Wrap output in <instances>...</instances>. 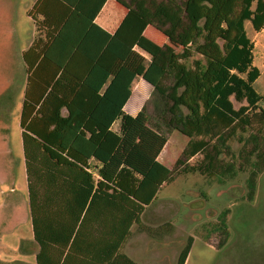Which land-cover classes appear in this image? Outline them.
<instances>
[{
    "label": "trees",
    "instance_id": "1",
    "mask_svg": "<svg viewBox=\"0 0 264 264\" xmlns=\"http://www.w3.org/2000/svg\"><path fill=\"white\" fill-rule=\"evenodd\" d=\"M116 1L127 11L112 34L74 0H34L28 11L36 34L22 52L19 125L36 264H139L122 248L134 225L144 228L159 189L180 168L204 170L190 159L220 137L246 133L244 114L263 98L253 87L259 70L245 21L263 28L264 0H164L191 21L176 60L144 34L141 0ZM138 78L152 87L154 110L143 105L132 116L123 107ZM232 97L246 105L235 107ZM174 130L187 142L169 168L157 158ZM226 217L221 210L213 227L220 246L230 236Z\"/></svg>",
    "mask_w": 264,
    "mask_h": 264
},
{
    "label": "rangeland",
    "instance_id": "2",
    "mask_svg": "<svg viewBox=\"0 0 264 264\" xmlns=\"http://www.w3.org/2000/svg\"><path fill=\"white\" fill-rule=\"evenodd\" d=\"M102 1L74 0V5L103 19L109 5L100 9ZM173 1L180 5L182 0ZM33 2L0 0V54L10 60L7 74L12 81L0 96V264H36L37 244L31 227L19 125L25 86L22 52L36 34L34 21L28 16ZM110 2L114 3L117 23L126 10L114 0ZM141 2L149 11L145 35L161 46L164 59L176 60L179 51L189 45L191 21L183 11L175 14L164 0ZM245 29L253 42L254 63L262 69L264 26L256 31L250 21H245ZM219 48L223 50L221 44ZM136 80L132 100L153 113L152 87L142 79ZM254 85L263 98L244 114L241 127L248 131L238 132L227 142L223 137L211 142L190 161L204 170L184 172L180 168L172 182L163 184L144 211V228L134 225L122 248L132 260L139 264H176L191 238L184 264H264V133L258 140H248L250 133L264 128V79ZM232 101L235 107L246 105V101L238 102L233 97ZM113 127H117L116 122ZM186 141L185 135L171 132L160 161L172 168ZM254 145L256 151L249 156L247 152ZM221 210L227 214L230 231L223 246L219 245L220 235L213 230Z\"/></svg>",
    "mask_w": 264,
    "mask_h": 264
},
{
    "label": "crops",
    "instance_id": "3",
    "mask_svg": "<svg viewBox=\"0 0 264 264\" xmlns=\"http://www.w3.org/2000/svg\"><path fill=\"white\" fill-rule=\"evenodd\" d=\"M114 2L116 4H118L119 6H122L123 8H125V10L127 11L126 7H124L123 5H121L120 3H118L116 0H114ZM113 4L114 3H111L110 0H103L102 3H101V6H100V9H102L104 6H107L109 5V11L108 13L106 14L105 18H99V16L97 14H88L91 18H93V20L99 24L102 28H104L105 30H107L109 33H113L114 30L117 28L118 24L120 23V21L122 20V18L124 17L125 14H123V16H121V18L118 20L117 23L114 22L115 18L116 17V11H114L113 9ZM117 10V9H116ZM118 11V10H117ZM99 18V19H98ZM145 31V30H144ZM145 34V33H144ZM31 44V43H30ZM4 55L3 54H0V96H2V93L4 89H7L8 87H10V84H11V80H10V76L7 74L8 72V69H7V66L10 65V60H7L5 57H3ZM264 59V57H263ZM262 65H263V68L260 69V67L258 65H256L254 63V60H253V65L259 70V75L258 77L253 81V85L255 83H257L260 79H264V63H263V60L261 61ZM25 66V64H24ZM5 67V68H3ZM142 78H138V80H140ZM143 80V79H142ZM137 81V80H136ZM144 81V80H143ZM25 83V81H24ZM148 84V83H147ZM149 85V84H148ZM255 86V85H254ZM253 86V87H254ZM8 90V89H7ZM6 90V91H7ZM257 92V91H256ZM132 93H133V90H132ZM7 94V93H6ZM5 94V95H6ZM4 95V94H3ZM132 95V94H131ZM131 97V96H130ZM130 99V98H129ZM129 99L127 100V102L125 103L123 109L125 112L131 114L132 116H135L139 110L141 109L140 108V104H139V101H136V100H132L131 104L130 105H127ZM1 121V120H0ZM117 123V127L114 128L113 125L115 124V122L113 123L112 125V128L114 130H117L118 129V121H116ZM2 130V128H1ZM187 142V141H186ZM167 143V142H166ZM186 144V143H185ZM166 145V144H165ZM164 145V146H165ZM164 148V147H163ZM163 150V149H162ZM162 150L160 152V154L158 155V160L160 161V155L162 153ZM191 161V159H190ZM189 161V162H190ZM161 162V161H160ZM162 163V162H161ZM171 168V167H169ZM24 169H25V166H24Z\"/></svg>",
    "mask_w": 264,
    "mask_h": 264
}]
</instances>
